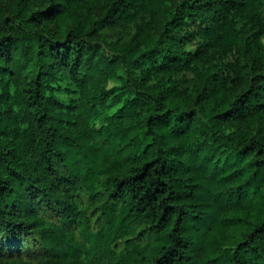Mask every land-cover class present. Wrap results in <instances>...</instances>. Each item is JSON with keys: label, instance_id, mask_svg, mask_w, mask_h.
<instances>
[{"label": "trees", "instance_id": "1", "mask_svg": "<svg viewBox=\"0 0 264 264\" xmlns=\"http://www.w3.org/2000/svg\"><path fill=\"white\" fill-rule=\"evenodd\" d=\"M263 39L264 0H0V264H264Z\"/></svg>", "mask_w": 264, "mask_h": 264}, {"label": "rangeland", "instance_id": "2", "mask_svg": "<svg viewBox=\"0 0 264 264\" xmlns=\"http://www.w3.org/2000/svg\"><path fill=\"white\" fill-rule=\"evenodd\" d=\"M263 42H264V39H263ZM116 85H119V81L117 79H112V80H109V82L107 83V88H112Z\"/></svg>", "mask_w": 264, "mask_h": 264}]
</instances>
